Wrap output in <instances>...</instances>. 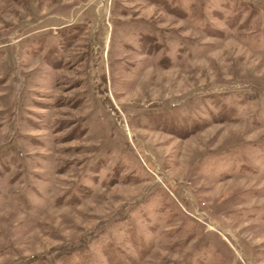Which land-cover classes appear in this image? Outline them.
I'll list each match as a JSON object with an SVG mask.
<instances>
[{
    "label": "rangeland",
    "instance_id": "rangeland-1",
    "mask_svg": "<svg viewBox=\"0 0 264 264\" xmlns=\"http://www.w3.org/2000/svg\"><path fill=\"white\" fill-rule=\"evenodd\" d=\"M0 264H264V0H0Z\"/></svg>",
    "mask_w": 264,
    "mask_h": 264
}]
</instances>
